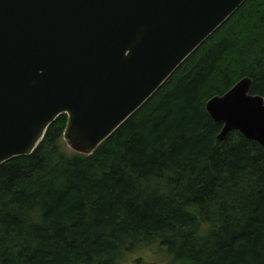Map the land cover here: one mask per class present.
<instances>
[{"label": "trees", "instance_id": "obj_1", "mask_svg": "<svg viewBox=\"0 0 264 264\" xmlns=\"http://www.w3.org/2000/svg\"><path fill=\"white\" fill-rule=\"evenodd\" d=\"M244 77L264 97V0H246L90 155L67 115L0 165V264H121L156 245L175 264H264V150L206 102ZM139 262V261H138Z\"/></svg>", "mask_w": 264, "mask_h": 264}, {"label": "water", "instance_id": "obj_2", "mask_svg": "<svg viewBox=\"0 0 264 264\" xmlns=\"http://www.w3.org/2000/svg\"><path fill=\"white\" fill-rule=\"evenodd\" d=\"M246 0H0V165L28 156L67 115L92 154ZM244 77L205 104L264 150V97Z\"/></svg>", "mask_w": 264, "mask_h": 264}, {"label": "rangeland", "instance_id": "obj_3", "mask_svg": "<svg viewBox=\"0 0 264 264\" xmlns=\"http://www.w3.org/2000/svg\"><path fill=\"white\" fill-rule=\"evenodd\" d=\"M65 141V140H64ZM67 151H71L67 146ZM139 261V262H138ZM121 264H175L165 252L156 245H149L127 255Z\"/></svg>", "mask_w": 264, "mask_h": 264}, {"label": "bare ground", "instance_id": "obj_4", "mask_svg": "<svg viewBox=\"0 0 264 264\" xmlns=\"http://www.w3.org/2000/svg\"><path fill=\"white\" fill-rule=\"evenodd\" d=\"M215 31H216V30H215ZM215 31H214V32H215ZM152 96H153V95H152ZM152 96H151V97H152Z\"/></svg>", "mask_w": 264, "mask_h": 264}]
</instances>
